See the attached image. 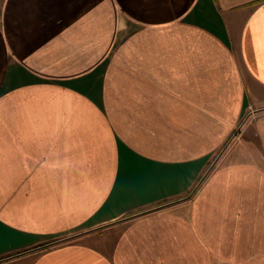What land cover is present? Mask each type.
<instances>
[{
  "label": "crops",
  "instance_id": "1",
  "mask_svg": "<svg viewBox=\"0 0 264 264\" xmlns=\"http://www.w3.org/2000/svg\"><path fill=\"white\" fill-rule=\"evenodd\" d=\"M0 264H264V0H0Z\"/></svg>",
  "mask_w": 264,
  "mask_h": 264
}]
</instances>
